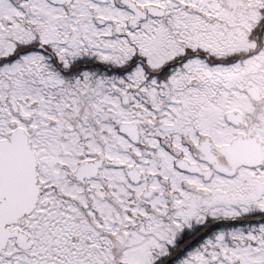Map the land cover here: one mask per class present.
Segmentation results:
<instances>
[{
    "label": "snow or ice",
    "instance_id": "1",
    "mask_svg": "<svg viewBox=\"0 0 264 264\" xmlns=\"http://www.w3.org/2000/svg\"><path fill=\"white\" fill-rule=\"evenodd\" d=\"M0 264H264V0H0Z\"/></svg>",
    "mask_w": 264,
    "mask_h": 264
}]
</instances>
